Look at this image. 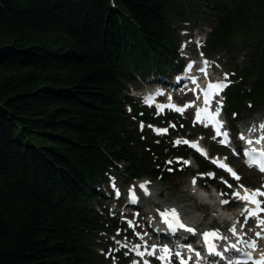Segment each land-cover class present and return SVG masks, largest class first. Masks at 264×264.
Masks as SVG:
<instances>
[{
  "label": "trees",
  "instance_id": "16d2710c",
  "mask_svg": "<svg viewBox=\"0 0 264 264\" xmlns=\"http://www.w3.org/2000/svg\"><path fill=\"white\" fill-rule=\"evenodd\" d=\"M197 26L206 54L228 55L235 127L264 108V0H0V264H105L99 234L126 235L104 205L120 168L163 182L191 154L214 168L175 143L183 117L131 94L181 71V31ZM169 119L180 132L148 127Z\"/></svg>",
  "mask_w": 264,
  "mask_h": 264
},
{
  "label": "rangeland",
  "instance_id": "374dc122",
  "mask_svg": "<svg viewBox=\"0 0 264 264\" xmlns=\"http://www.w3.org/2000/svg\"><path fill=\"white\" fill-rule=\"evenodd\" d=\"M203 27H185L181 31L182 35V44L180 48L181 56H192L196 54L199 55L198 46L194 43V40L201 39ZM207 35V30H204ZM188 46V47H187ZM184 50H187L184 51ZM196 50V52H194ZM216 57V56H215ZM243 54H240L239 61H242ZM213 66L216 72H221L224 74H230L231 71L229 68V59L228 55H223L221 58L213 60ZM160 76H154L146 81H140L138 84L139 89L146 88L150 86L152 79H161ZM235 83V82H234ZM233 83V84H234ZM131 94L135 96L138 95L136 88H131ZM224 98L219 99V103L224 106L225 109V100ZM138 101H141V98H137ZM184 99L186 105H188L189 111L184 114L185 121L188 122V127L186 133H181L175 140L178 139L180 143L189 139L187 135H194V139L203 140L210 148H214L217 144L212 140L210 136V131L206 130L202 126L196 124L194 120L193 106L196 105V101ZM251 105H248V108L242 110L240 114V120L235 124L237 130L246 125L247 119L257 118L260 122H264V108H259L254 110L250 108ZM223 109V110H224ZM225 113V112H224ZM229 121V120H228ZM178 122L169 121L167 125L168 128L173 127L175 130L178 129ZM229 125L232 127L231 123ZM183 126V124H182ZM234 128V127H233ZM158 127L154 126L155 132ZM217 152V151H215ZM225 149H221V153H226ZM228 156L231 157V160L236 164V167L240 174L239 180H234L232 182H223L222 178H217L215 171H206L198 172L199 165L196 163L193 156H190L182 160V168L186 169L187 173H182L178 176L172 177L169 182H163L160 178L152 179L149 177H141L142 179L136 180L135 182H130L127 179L126 174L123 169L120 168L116 172L114 181L116 188L122 189L124 192V197L121 198V201L117 203L115 198L110 197L109 189L106 187L107 198L105 200V207L113 213L117 214V210H123L122 202L125 201V193L131 190V193H135L136 198L138 199L137 207H132L130 210V217L128 218L125 215L126 221L128 223V229L130 236H124L123 232L116 230L114 232H101L99 234V245L96 246L97 253L102 255L105 260V264H144V261L150 257L148 253L151 251V247L155 246L156 234L153 230V226L156 223H159L160 217L158 213L160 211L169 212L175 209V212L178 216L186 221L187 226H191L193 231H188L185 235L196 239L201 232H207L209 230H216L219 232L221 238H230L231 236L241 235L242 231L244 232V239H257V242L260 244L259 239L255 235L260 229L257 227L256 217L247 219L248 216L243 215L239 219L238 223H235L232 220L234 215H237L239 211L243 209V206L234 207L237 203L233 201L231 192L232 187L243 186H259V188L264 189V175H260L254 171L245 169L241 162L234 157V152H227ZM188 161L189 163H184ZM193 173H196L193 175ZM195 180V183H193ZM211 180H214V185L210 183ZM144 182L145 184H143ZM121 186V187H120ZM143 186V187H142ZM215 189L217 192H215ZM230 201L229 204H223L221 201ZM139 209V217L136 215L135 209ZM120 217L122 216L121 214ZM171 216V215H169ZM260 219H264V212L259 215ZM121 221L122 218L120 219ZM238 226V228H236ZM235 228V234H233L230 229ZM241 230H238V229ZM243 229V230H242ZM262 232V231H261ZM264 233V232H262ZM154 242V243H152ZM150 243V244H148ZM264 244V238L262 240ZM140 245V246H139ZM263 247V245L261 244ZM126 249V250H125ZM123 251V255L128 259H123L117 254V251ZM131 250H135L139 254L142 252L141 256L134 254ZM156 264L159 262L156 261ZM173 264H177L174 262Z\"/></svg>",
  "mask_w": 264,
  "mask_h": 264
},
{
  "label": "snow or ice",
  "instance_id": "6c2138e0",
  "mask_svg": "<svg viewBox=\"0 0 264 264\" xmlns=\"http://www.w3.org/2000/svg\"><path fill=\"white\" fill-rule=\"evenodd\" d=\"M190 67V66H189ZM227 85L224 83V82H217L215 84H212L209 86V89L211 90H215L216 94L219 93V91H222ZM210 93L209 92H206L205 93V96L207 97ZM208 99L206 98L205 99V104H208ZM175 108V106H172ZM176 111H182V109L180 108H175ZM203 113V119L205 120H208V121H211L214 123V127H216V130H217V135H224L225 137L227 136V133H221L219 131V128L222 126L220 125L218 122H216L215 120V117L219 115V111H217L216 113H209L207 109H201V110H198L197 111V120H201V114ZM261 128H264V124H261L260 125ZM251 130H254V129H251ZM158 132L159 131H166V130H157ZM243 138V137H241ZM261 139H264V137H262ZM187 143V141H185ZM222 143L224 141H221ZM257 143H259L260 141L257 140L256 141ZM177 143H179V141H177ZM248 143H252L251 140L248 141ZM194 147H196V145H193ZM199 150V149H198ZM202 151V150H201ZM254 151V150H253ZM245 155L249 158L247 160V163L249 166H252V165H257L259 167V170L261 172H264V152H260L256 155L253 154V152H246ZM171 163V162H169ZM184 163H189L188 161H185ZM219 167H222L224 168L226 171H228L234 179L236 180H239L240 177L235 173L233 172L230 168H228L227 165H224V164H218ZM193 183H195V180H193ZM143 187V186H142ZM229 187H231V185H229ZM240 187H243V185H241ZM264 187V186H262ZM233 196L236 197L237 199H240V200H243V201H246V202H249V203H252L255 205V209H245V213H247V215L249 217H256L257 218V227H260L262 229V231H264V219H260L259 217V214L261 212H264V208H261V201H259L258 199H256V197L258 196H264V191H261L260 189H256L252 192H249L247 189L244 190V195L241 196L239 192H234L233 193ZM134 199V197H133ZM221 203L223 204H227L228 201L227 200H224V201H221ZM163 217H165V220L167 221V218L169 215H171L172 217V220L173 221H176L178 223V220H177V213L175 212V209H173L171 211V213L169 212H164L161 214ZM169 223V226L172 227L173 226V223L172 221H167ZM180 227H184L183 225H179ZM188 231H193L192 229H188ZM230 231L233 232V234H235V228H232L230 229ZM255 235L257 237L260 236V232H257L255 233ZM218 234L216 232H206L204 233V238H205V241H209L211 238H215L217 237ZM250 247L252 248H255L256 247V242L253 241L250 245ZM211 247V245H210ZM233 247H235V245H233ZM167 249H165V253H167ZM181 264H183V261L181 262ZM255 264H264V255H262V257L258 260L255 261Z\"/></svg>",
  "mask_w": 264,
  "mask_h": 264
},
{
  "label": "bare ground",
  "instance_id": "6f19581e",
  "mask_svg": "<svg viewBox=\"0 0 264 264\" xmlns=\"http://www.w3.org/2000/svg\"><path fill=\"white\" fill-rule=\"evenodd\" d=\"M148 79V78H147ZM153 81H158V80H156V79H154ZM222 81V80H221ZM222 82H224V81H222ZM156 96H157V93L156 92H154V95H153V97L152 98H156ZM149 98V97H148ZM141 101H143V100H141ZM136 102H139L138 100H136ZM250 119H247V121H246V123L249 121ZM230 135V134H229ZM248 209V208H247ZM239 213V212H238ZM237 213V215H234L233 217H232V220L235 222V223H238V221H239V219L241 218L240 217V214H238ZM244 215H247V213H244ZM248 218H250L249 216H248ZM257 219V218H256ZM160 229H161V227H160ZM259 231L258 232H260V236L259 237H257L258 239H259V242H260V244H262L263 245V247H262V249H258V251L259 250H261L260 251V253H258V257H257V260L258 259H260L261 257H262V255H264V244L262 243V240H263V238H264V233H262V232H264V231H262V229L259 227ZM262 231V232H261ZM251 240V239H250ZM249 240V241H250ZM255 241L257 242V239H255ZM245 243H247L248 241H244Z\"/></svg>",
  "mask_w": 264,
  "mask_h": 264
}]
</instances>
